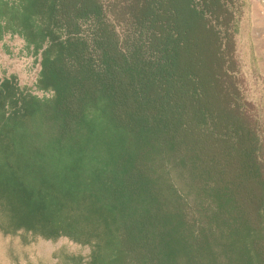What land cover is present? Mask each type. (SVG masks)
<instances>
[{"label":"trees","instance_id":"1","mask_svg":"<svg viewBox=\"0 0 264 264\" xmlns=\"http://www.w3.org/2000/svg\"><path fill=\"white\" fill-rule=\"evenodd\" d=\"M239 1L0 0L43 93L0 77V235L89 249L57 264H264Z\"/></svg>","mask_w":264,"mask_h":264},{"label":"rangeland","instance_id":"2","mask_svg":"<svg viewBox=\"0 0 264 264\" xmlns=\"http://www.w3.org/2000/svg\"><path fill=\"white\" fill-rule=\"evenodd\" d=\"M238 31L235 36V59L239 68L240 87L246 101L251 105V115L258 123V134L264 151V15L256 24V6L264 11V0H240ZM261 17V18H260ZM30 49V51H29ZM32 48L18 35L7 34L0 40V77L14 76L20 88H26L39 97L35 83L40 65ZM61 247L71 253L88 256L89 249L61 238L56 242L39 240L28 246L19 238L0 235V264H57L52 255Z\"/></svg>","mask_w":264,"mask_h":264},{"label":"bare ground","instance_id":"3","mask_svg":"<svg viewBox=\"0 0 264 264\" xmlns=\"http://www.w3.org/2000/svg\"><path fill=\"white\" fill-rule=\"evenodd\" d=\"M255 12H256L255 17H257L256 24L258 25V24H260V22H261V20L258 19V18H259V15H261V13L264 15V11L261 10V9H259V6H256V8H255ZM260 18H261V17H260Z\"/></svg>","mask_w":264,"mask_h":264},{"label":"crops","instance_id":"4","mask_svg":"<svg viewBox=\"0 0 264 264\" xmlns=\"http://www.w3.org/2000/svg\"><path fill=\"white\" fill-rule=\"evenodd\" d=\"M29 51H30V49H29ZM39 61H40V59L38 60V63H39Z\"/></svg>","mask_w":264,"mask_h":264}]
</instances>
